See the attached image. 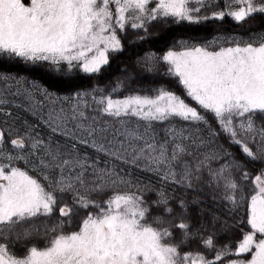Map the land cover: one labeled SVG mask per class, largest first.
<instances>
[{
	"label": "snow or ice",
	"instance_id": "6c2138e0",
	"mask_svg": "<svg viewBox=\"0 0 264 264\" xmlns=\"http://www.w3.org/2000/svg\"><path fill=\"white\" fill-rule=\"evenodd\" d=\"M257 15L264 0H0V64L91 78L129 31ZM122 73L58 93L0 71V264H264V33L180 38ZM167 78L183 95L152 86Z\"/></svg>",
	"mask_w": 264,
	"mask_h": 264
},
{
	"label": "trees",
	"instance_id": "16d2710c",
	"mask_svg": "<svg viewBox=\"0 0 264 264\" xmlns=\"http://www.w3.org/2000/svg\"><path fill=\"white\" fill-rule=\"evenodd\" d=\"M150 31L153 33V37L143 44H129V40L137 35V33H133L132 31H129L127 33V38L122 37V41L124 43V51L111 57L110 65L99 76H92L91 78H89L86 75L80 74L75 80H61L55 73L46 71L45 68L32 67L29 65H24L22 63L0 64V70L26 76L30 79H35L42 85L48 87L50 90L56 91L58 93L70 92L73 88L88 87L93 84L106 86L123 75V68H131L132 66H134L137 57L143 55L146 51L151 50L156 52L157 54H162L163 51L167 50V48L172 44L174 40L180 38H211L217 33L234 34L240 36H250L252 34H258L259 32H264V16L257 15L254 18L250 19L244 25H237L230 18H226L223 22L212 21L199 27L170 25L169 27L164 28L157 24L151 27ZM137 83L147 86L152 82L149 80H141ZM160 84H164L171 90L183 95L182 88L178 86L174 79L167 78L158 80L154 84H152V86L156 87ZM136 86L137 85L134 84L132 87ZM233 151H236V149L233 148ZM149 181H151L153 184L156 183L154 180ZM240 215L242 216L243 212H241ZM223 218L227 219V216H224ZM230 222L238 223V220H232ZM76 227L77 221L74 220L73 224L67 227V230H75ZM244 228L245 230H248L246 226H244ZM240 236L241 234L239 231L229 232L227 236H221V238L218 240V243L220 245H223L228 243L230 240H238Z\"/></svg>",
	"mask_w": 264,
	"mask_h": 264
},
{
	"label": "rangeland",
	"instance_id": "374dc122",
	"mask_svg": "<svg viewBox=\"0 0 264 264\" xmlns=\"http://www.w3.org/2000/svg\"><path fill=\"white\" fill-rule=\"evenodd\" d=\"M262 33H264V32H259L257 35L262 34ZM229 35H234V34H229ZM237 36H240V35H237ZM243 37L245 39H247L249 36H243ZM0 71H2V70H0ZM3 72H7V71H3ZM8 73H10V72H8ZM21 115H22V113H21ZM29 119H31V118H29ZM19 166L22 167L24 165L21 163ZM132 171H133L134 176L137 177V178L143 179L145 181L154 180L156 182L155 177L149 176V175H147V174H145L143 172H140V171H136V170H132Z\"/></svg>",
	"mask_w": 264,
	"mask_h": 264
}]
</instances>
